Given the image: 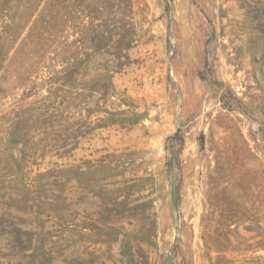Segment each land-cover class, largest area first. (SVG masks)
I'll list each match as a JSON object with an SVG mask.
<instances>
[{"label":"rangeland","instance_id":"1","mask_svg":"<svg viewBox=\"0 0 264 264\" xmlns=\"http://www.w3.org/2000/svg\"><path fill=\"white\" fill-rule=\"evenodd\" d=\"M0 264H264V0H0Z\"/></svg>","mask_w":264,"mask_h":264},{"label":"trees","instance_id":"2","mask_svg":"<svg viewBox=\"0 0 264 264\" xmlns=\"http://www.w3.org/2000/svg\"><path fill=\"white\" fill-rule=\"evenodd\" d=\"M7 2V1H6ZM72 66H69V67H67V70L66 71H68L67 73H68V75L67 76H65V82H69V80L70 79H73L74 78V72H72V71H69V69H72V67H74V63L73 64H71ZM65 71V70H64Z\"/></svg>","mask_w":264,"mask_h":264}]
</instances>
